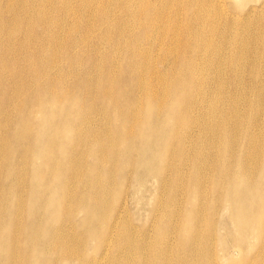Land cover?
Wrapping results in <instances>:
<instances>
[{
    "label": "bare ground",
    "instance_id": "1",
    "mask_svg": "<svg viewBox=\"0 0 264 264\" xmlns=\"http://www.w3.org/2000/svg\"><path fill=\"white\" fill-rule=\"evenodd\" d=\"M0 264H264V0H0Z\"/></svg>",
    "mask_w": 264,
    "mask_h": 264
},
{
    "label": "rangeland",
    "instance_id": "2",
    "mask_svg": "<svg viewBox=\"0 0 264 264\" xmlns=\"http://www.w3.org/2000/svg\"><path fill=\"white\" fill-rule=\"evenodd\" d=\"M17 14H18V13H17ZM15 15H16V14H15ZM15 28H16L18 31L22 32V36H21V37H23V36L26 35V33H27V29H28L29 27L24 26V25H19V26H16ZM83 30H84V28H83ZM33 34H34V32L32 33V35H33ZM39 36H40V34L35 33L34 36H32V38H31L30 41H34V39H35L36 42H39L40 45H43L42 42L40 41L42 37H39ZM21 37H20V38H21ZM33 37H34V38H33ZM21 39H22V38H21ZM45 39H46V42H47V41H48V36H46ZM46 42H45V43H46ZM45 43H44V44H45ZM150 57H151V59H152V56H150ZM11 63H12V64H15L13 61H11ZM20 63L22 64V60H20V61L15 65V66H16L15 71H16V72H20V73H22V74H23V73H26V72H27L26 66L24 67L23 64H22V66H21ZM28 76L31 77V78L34 77V75H33L32 73L30 74L29 72H28ZM72 77H74V76H72ZM46 81L48 82L49 80H46ZM56 85L58 86V89H60V88H61V81L58 82ZM52 86L56 88L55 85L52 84ZM50 87H51V85H47V89H46L45 94H44V95H45V98H46V100H47V102H48V93H49ZM41 95L43 96L42 91H41ZM31 106H32V103H31ZM25 121H29V120H28V119H25V120H23L22 122H25ZM91 130H92V129H91ZM33 150H34V149H33ZM36 153H37V151H36ZM28 156H31V157L34 158V156H35V151L30 152V153L28 154ZM108 160L112 161V158H111V155H110V154H109Z\"/></svg>",
    "mask_w": 264,
    "mask_h": 264
}]
</instances>
